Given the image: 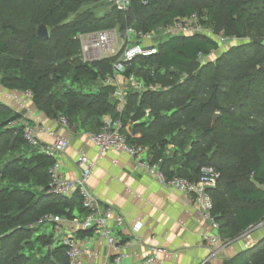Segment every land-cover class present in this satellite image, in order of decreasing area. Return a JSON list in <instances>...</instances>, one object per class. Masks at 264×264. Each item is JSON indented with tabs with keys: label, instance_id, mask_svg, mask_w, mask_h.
I'll list each match as a JSON object with an SVG mask.
<instances>
[{
	"label": "trees",
	"instance_id": "obj_1",
	"mask_svg": "<svg viewBox=\"0 0 264 264\" xmlns=\"http://www.w3.org/2000/svg\"><path fill=\"white\" fill-rule=\"evenodd\" d=\"M192 13L215 33L247 40L202 62L199 53L219 47L214 37L159 39L156 53L136 58L127 72L145 85L169 88L131 90L118 112L113 87L103 84L116 56L84 62L77 35L121 33L129 26L147 32ZM40 23L50 28L46 40L36 34ZM0 85L30 92L38 110L53 119L66 116L76 130L97 132L105 115L120 118L122 133L160 159L168 177L194 181L202 166L214 167L219 176L209 190L211 215L222 239L262 220L264 0H131L127 11L107 0H0ZM21 117L0 101V264H70L52 225L49 231H41L45 224L29 225L44 213L72 218L86 209L77 192L66 197L50 191L54 159L27 143ZM225 264H264V237Z\"/></svg>",
	"mask_w": 264,
	"mask_h": 264
},
{
	"label": "built area",
	"instance_id": "obj_2",
	"mask_svg": "<svg viewBox=\"0 0 264 264\" xmlns=\"http://www.w3.org/2000/svg\"><path fill=\"white\" fill-rule=\"evenodd\" d=\"M107 1L120 11H127L131 2V0ZM157 34L162 35L160 39L176 34L207 35L214 37L218 41L219 46H223L230 41L240 40L235 36H226L223 32L215 33L211 27L209 28L202 24L200 17L196 13L178 17L172 23L158 25L147 32L137 31L129 26L122 34L115 29L79 33L77 37L81 44L80 57L84 62L99 61L110 56H116L112 64V72L103 79V84L113 87V96L118 102V112L123 111L127 102V94L131 90L134 92L157 91L169 87H163L159 83L145 85L137 79L133 72H127V69L136 58L147 57L156 53L155 42L159 40L156 37ZM138 39L139 41H137ZM202 55L199 53V58H202ZM185 75L183 73L181 76ZM27 94L30 95V92L27 91ZM148 113L149 111L146 109L145 114L148 115ZM57 122L67 127L70 126L67 117L64 115L59 116ZM21 123L23 137L27 143L31 146H39L41 151L54 159V162L48 168L50 191L66 197L72 196L77 192L82 206L86 209L79 223L81 229L92 230L97 233L112 251L110 262L123 264L127 256L126 250L130 246L131 240L127 238L121 242L116 239L113 235V227H121L124 224V215L119 209L102 204L99 197L88 185V179L92 174L95 161L85 154H79L76 162L80 169V175L77 178L64 176L58 156L68 148V140L55 136L52 131L47 130L42 124L34 123L27 119H21ZM43 133L51 136L52 141L44 143L40 137ZM85 136L88 142L96 147L99 154H103L108 150L125 153L134 160L138 167L145 170L162 186L189 194L191 202L199 215L209 221L213 228L217 229V231L219 230L218 222L211 215L213 203L209 194V190L216 186L219 176L214 167L202 166L198 179L194 181L183 176L174 175L168 177L160 166L161 160H153L145 145L130 141L127 135L122 133L120 118H114L111 115H107L103 119V124L99 131L86 132ZM69 221L68 218L59 215L44 213L29 226L52 225L55 241L61 242L66 247L65 253L69 263L88 264L89 250L86 245L73 235V230L69 227ZM258 224H264V216ZM140 226L136 222L132 226V230L138 231ZM252 227H249L239 235L247 239L249 247L254 244L249 234ZM203 238L209 246V255L202 264L213 257L220 247L226 246L232 241L230 239H222L218 233H207L203 235ZM165 252V248L160 245H150L146 256L137 264H162L161 255Z\"/></svg>",
	"mask_w": 264,
	"mask_h": 264
},
{
	"label": "crops",
	"instance_id": "obj_3",
	"mask_svg": "<svg viewBox=\"0 0 264 264\" xmlns=\"http://www.w3.org/2000/svg\"><path fill=\"white\" fill-rule=\"evenodd\" d=\"M0 101L20 113L22 119L42 124L55 136L68 140V148L58 156L64 176L77 178L80 175L76 162L79 154L95 161L88 185L102 204L113 206L124 215V224L113 227L116 239L121 242L127 238L131 240L123 264H137L146 256L148 247L155 244L166 250L161 255L162 264H202L205 261L209 246L203 235L220 233L199 215L189 194L162 186L125 153L108 150L99 154L86 139L85 131L64 126L57 119L47 117L35 107L27 92L0 85ZM40 137L44 143L52 141L46 133ZM74 213V217L68 218L69 227L73 235L87 246L90 254L88 264H109L112 251L94 231L89 235H79L82 230L79 223L84 213L78 214L76 210ZM136 222L141 226L138 231H133L132 226ZM249 234L255 244L264 237V224L254 225ZM231 240L207 262L225 264L249 247L243 236Z\"/></svg>",
	"mask_w": 264,
	"mask_h": 264
},
{
	"label": "rangeland",
	"instance_id": "obj_4",
	"mask_svg": "<svg viewBox=\"0 0 264 264\" xmlns=\"http://www.w3.org/2000/svg\"><path fill=\"white\" fill-rule=\"evenodd\" d=\"M210 28V27H209ZM47 29H48V33H50V28H48L47 27ZM124 32V31H123ZM123 32H118V33H120V34H122ZM162 35H160V34H157V38L158 39H160V38H162L161 37ZM134 39H137V38H135V37H133ZM247 39H243V40H237V41H230V42H228L227 44H225V45H223V46H219L218 47V49L217 50H213V51H211L209 54H207V55H202L201 57L202 58H200V60L202 61V62H205V61H207V60H209V61H213V60H215L216 59V57H218L222 52H224L228 47H230V46H232L233 44H239L240 42H242V41H246ZM135 76H136V74H135ZM186 76V75H185ZM185 76H180L179 78H178V82H181L184 78H185ZM137 77V76H136ZM137 79L140 81V82H142V83H144L143 81H142V79H140L139 77H137ZM168 86H170V84L168 83V84H164L163 85V87H168ZM169 88V87H168ZM163 89H165V88H163ZM163 89H160V90H163ZM167 89V88H166ZM149 111V110H148ZM51 227H50V224H45L44 226H42L41 227V231H49V229H50ZM25 264V262H19L18 264Z\"/></svg>",
	"mask_w": 264,
	"mask_h": 264
},
{
	"label": "water",
	"instance_id": "obj_5",
	"mask_svg": "<svg viewBox=\"0 0 264 264\" xmlns=\"http://www.w3.org/2000/svg\"><path fill=\"white\" fill-rule=\"evenodd\" d=\"M36 34H37L38 38H40L41 40H46V39L49 38V33H48L47 26L45 24H43V23H40L37 26V28H36ZM218 115H219L218 112H216V113L213 114V116H212V125L215 123Z\"/></svg>",
	"mask_w": 264,
	"mask_h": 264
}]
</instances>
